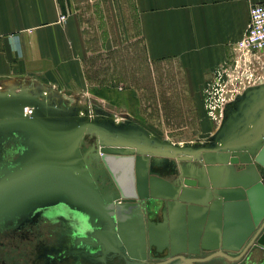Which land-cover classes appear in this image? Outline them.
<instances>
[{"label": "rangeland", "instance_id": "rangeland-1", "mask_svg": "<svg viewBox=\"0 0 264 264\" xmlns=\"http://www.w3.org/2000/svg\"><path fill=\"white\" fill-rule=\"evenodd\" d=\"M92 19L95 32L104 35L103 38L112 35L109 17ZM119 28L125 39L92 42L95 49H100L95 53L94 65L98 72L92 74V89L56 88L30 80H24L18 87L11 81L0 83L5 86L0 87V148L5 149L9 165L0 173V218L5 215L11 218L13 213L34 203L22 195L27 191L17 184L35 181L29 184L33 190H38L39 206L70 211L72 225L81 229L78 233L83 235L79 245H83V250L96 247L98 253L101 247L105 252L114 253L116 246L108 227L107 203L101 201L83 159L84 147L92 160V173L101 172L99 162L89 149L95 144V136L89 133L91 129L98 135V145L103 141L134 144L138 151L152 153L155 170H162L170 179L179 170L176 154L189 151L187 145L190 143L195 147L212 148L222 146L224 138L243 145L264 138L262 118L247 122L250 133L244 132L246 121H240V125L232 129L233 126L229 127L223 120L219 123L204 120L198 115V102L187 87L182 65L174 58L150 61L134 25L130 31L127 24L121 23ZM129 33H135L134 38ZM202 94L206 96L205 87ZM202 104L205 109L204 102ZM27 106L34 107L33 115L22 119L13 116V108ZM95 129L99 133L94 132ZM28 173L29 177L24 178ZM49 199L52 200L50 204L43 203ZM66 237L64 235L49 245H58L62 249L57 256H64V250L74 244L73 236L71 239ZM251 257L254 256L250 254L246 261ZM120 258V255L116 256L114 263L127 264ZM34 260H37L36 256ZM33 261L27 264H44L42 260ZM227 261L231 263H224L239 262ZM220 262L216 259L196 264H222ZM251 262L247 261V264ZM181 264L185 263L181 261ZM255 264H264V259H258Z\"/></svg>", "mask_w": 264, "mask_h": 264}, {"label": "crops", "instance_id": "crops-1", "mask_svg": "<svg viewBox=\"0 0 264 264\" xmlns=\"http://www.w3.org/2000/svg\"><path fill=\"white\" fill-rule=\"evenodd\" d=\"M258 1L263 0H0V83L30 80L56 88L92 89V74L98 72L95 53L100 51L92 42L125 39L119 28L123 23L130 25L129 31L134 25L150 61L174 58L182 65L198 115L211 119L204 87L218 70L230 67L233 44L247 29L250 5ZM97 16L110 18L111 36L103 38L92 29ZM242 99L254 106L248 96ZM249 109L255 118H264L262 103ZM78 248L83 250V245ZM86 249L88 253L71 264H111L95 248Z\"/></svg>", "mask_w": 264, "mask_h": 264}, {"label": "water", "instance_id": "water-1", "mask_svg": "<svg viewBox=\"0 0 264 264\" xmlns=\"http://www.w3.org/2000/svg\"><path fill=\"white\" fill-rule=\"evenodd\" d=\"M21 111L13 108V116L25 118ZM83 150L84 162L98 183L88 150ZM99 151L103 154L99 160L102 171H112L116 176L111 163L117 156L128 155L131 178L134 175L130 194H125L119 183L122 192L115 191L113 197L100 189L105 203L114 200L116 234L129 257L179 256L191 263L223 256L232 261L242 259L237 264L264 259V196L259 194L260 187L264 188V138L254 150L197 146L192 152L178 153L179 170L172 179L153 170L154 156L135 153L132 145L103 143ZM197 156L205 171L200 178L184 171L193 166L180 164L191 163ZM153 198L160 203L152 202ZM250 254L254 257L246 261Z\"/></svg>", "mask_w": 264, "mask_h": 264}, {"label": "flooded vegetation", "instance_id": "flooded-vegetation-1", "mask_svg": "<svg viewBox=\"0 0 264 264\" xmlns=\"http://www.w3.org/2000/svg\"><path fill=\"white\" fill-rule=\"evenodd\" d=\"M94 142L96 144L95 137ZM95 144L91 145V147H94ZM91 147L89 149H91ZM91 153L94 155V157H96V161L99 162L100 158L96 154H94L92 149ZM140 153L142 152L140 151ZM143 153L153 156L152 153ZM7 158L8 157L6 155L5 149L0 148V173L5 168L9 167ZM153 170H155L154 167ZM155 171H158L161 175L165 176L162 170ZM28 177L29 173L24 178ZM29 182L35 183V181L32 180ZM29 182H24V185H22L23 182H19L20 184L17 185L23 187V189L27 191V193H22V195H26L27 198L31 199L34 203L21 212H18L16 214L13 213L11 215V218L7 215H5L3 219L0 218V250H4L3 252L0 251V262L6 264H27L30 262L32 263L33 257L36 256V259L38 261L42 260L44 264H71L73 261H76L78 259V256L81 253L87 254L88 250L86 248L84 250H81L80 248L77 249L80 246L79 244L83 242V235H79L78 233L81 232V229H77V227L72 225L73 217L72 214H69L70 211L54 208L49 209L48 206L47 208H44L43 204L39 206L38 203L41 200H38L37 198L36 193L38 190H33L32 185H30ZM97 182L98 183L95 182V185L98 192H100V189H102L106 194L110 195L116 191L111 180L108 178V173L106 170H101V172L98 171ZM35 201H37V203H35ZM51 201L52 200L49 199L48 201H44L43 203L48 202L50 204ZM156 202L160 203L159 200ZM48 203L47 205H49ZM64 235L65 238H68L66 236H69V238L70 236H73L74 244L69 250L65 251L64 256L66 258L60 259L62 256H57V254L62 252V249L58 245H55L53 247L49 245L52 244L54 240L62 238ZM78 238H80V241L77 242ZM113 239L117 242L115 243L116 251L114 253L108 252L105 254L103 247H101L102 250H100L99 255H101L103 258H106L108 262L113 264H115V261L113 259L116 256L119 257V255L121 257L120 260L125 261L127 264H139L134 262L128 263L126 257L128 259H131V257L127 255L125 247L123 246L119 237H115ZM72 248H74L73 252L71 251ZM95 250L97 251L96 247ZM210 252L211 251L204 253L206 255ZM201 255L204 254L201 253ZM219 257L224 258L223 256H216L211 259L215 260ZM224 259L227 260V258ZM37 260H34L33 262H38ZM145 260H139V262H145L147 264H181V261H185L179 256L170 259H150L149 257H147ZM241 260L242 259H240L239 261ZM229 262L231 263V261ZM229 262L226 261V263ZM191 263L196 264L197 262L194 261Z\"/></svg>", "mask_w": 264, "mask_h": 264}, {"label": "built area", "instance_id": "built-area-1", "mask_svg": "<svg viewBox=\"0 0 264 264\" xmlns=\"http://www.w3.org/2000/svg\"><path fill=\"white\" fill-rule=\"evenodd\" d=\"M233 49L230 67L218 70L207 84L205 106L212 120L218 123L223 120L228 126H233L232 129L239 126L240 121H246L244 132L250 133L251 127L247 122L257 118L246 109L249 107L252 111L257 104L264 105V0L250 5L247 29L233 44ZM12 82L15 87L24 83L22 80ZM0 87L5 86L1 84ZM243 95L248 96L254 106L246 103L248 99H242ZM21 113L27 117L34 113V108L27 106ZM244 145L248 150L258 146L253 140Z\"/></svg>", "mask_w": 264, "mask_h": 264}, {"label": "bare ground", "instance_id": "bare-ground-1", "mask_svg": "<svg viewBox=\"0 0 264 264\" xmlns=\"http://www.w3.org/2000/svg\"><path fill=\"white\" fill-rule=\"evenodd\" d=\"M91 131H93V129L90 130L89 133H91ZM94 132H98L97 129L94 130ZM99 133V132H98ZM93 134L95 137H96V144L94 147H91L92 151L94 152V154H96L99 158H101L103 156L102 152L99 151V147L101 144H107V145H111L112 143H105V141L103 142H100L99 145H98V135H95L93 132L91 133ZM263 141V140H262ZM257 145H260L262 142L258 139L256 141H254ZM194 143H190L188 146V150L189 152L193 151V149H195L196 147L193 145ZM222 146H215V147H212V148H209V149H218V150H222V149H228V150H244L247 148V146L245 145H242V143L238 142L237 140H232V139H227V138H224L222 143H221ZM135 147V153H140V151H138L137 149V146L136 145H132ZM200 147V146H199ZM206 146H202L201 148H205ZM211 147V146H210ZM90 149V150H91ZM91 152V151H90ZM186 152V151H185ZM188 152V151H187ZM200 156V155H199ZM197 159L194 160L193 162L191 163H184V162H180L181 165H189V166H193V169H184L185 172L187 173H192L194 174L197 178L199 177H202L204 175V167H200L202 164L199 163V159L200 157L198 158V156L196 157ZM201 160V159H200ZM112 164V167L114 171H116L115 173L117 174L115 176V174H113V172L111 171L110 173L107 171L108 173V178L111 180L116 192H118L119 194L122 192L121 189H120V186L119 184L121 185V187H123V190L125 191V194H130L131 193V188L133 186V190H134V175L132 174L133 178H131L130 176V173H129V166H128V155H121V156H117L115 160H113V162L111 163ZM201 164V165H200ZM132 165H133V159H132ZM132 170H133V166H132ZM202 170V171H201ZM133 172V171H132ZM196 172V173H195ZM117 179V181H115V177ZM132 179V181H131ZM183 179V177L181 178ZM95 183V182H94ZM119 183V184H118ZM119 186V189L117 187V185ZM259 194L261 196H264V188L260 187V192ZM113 197L114 195H110V197ZM117 199V198H116ZM101 201H104L102 198H101ZM152 202H154V198L151 199ZM113 202L114 200H112L111 204H109L107 202V216H108V227H109V230L111 232H113L114 234V237L118 238L117 234H116V230H115V219H114V212H113ZM155 203V202H154ZM130 260H133L134 262H138V263H141L139 262L138 259H134V258H131ZM146 261V260H145ZM185 264H192V263H187L185 261H183Z\"/></svg>", "mask_w": 264, "mask_h": 264}]
</instances>
